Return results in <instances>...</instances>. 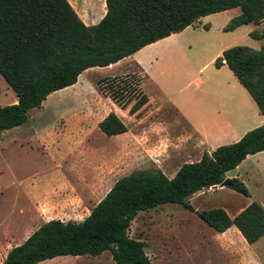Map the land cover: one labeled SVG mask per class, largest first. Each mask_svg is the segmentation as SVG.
Returning <instances> with one entry per match:
<instances>
[{
    "label": "trees",
    "instance_id": "obj_1",
    "mask_svg": "<svg viewBox=\"0 0 264 264\" xmlns=\"http://www.w3.org/2000/svg\"><path fill=\"white\" fill-rule=\"evenodd\" d=\"M237 7L240 14L224 31L264 21V0H88L87 23L71 0H0V75L18 98L16 103L0 105V138L6 130L25 124L30 110L41 107L50 94L76 84L86 70L114 64L196 25L204 16ZM250 36L263 39L264 32L252 31ZM224 64L264 114V46L229 47L215 60L217 68ZM142 82L140 73L130 72L105 76L98 87L139 119L152 108ZM99 128L108 136L128 131L114 111L99 122ZM262 151L264 124L236 142L205 151L196 162L184 163L172 178L161 169L134 170L120 177L83 220L45 222L14 246L1 264H37L59 256H99L106 251L116 264H153L146 242L130 235L137 215L165 204L195 211L189 201L193 194L220 185L228 172ZM231 181V188L250 196L243 181ZM198 215L217 232L236 225L249 244L264 236V207L257 201L235 218L221 207L198 211Z\"/></svg>",
    "mask_w": 264,
    "mask_h": 264
},
{
    "label": "crops",
    "instance_id": "obj_2",
    "mask_svg": "<svg viewBox=\"0 0 264 264\" xmlns=\"http://www.w3.org/2000/svg\"><path fill=\"white\" fill-rule=\"evenodd\" d=\"M231 10L219 13L228 14L225 20L226 24L224 23L218 27L223 32L221 40L213 45L208 44L209 47L213 48V53L205 65V67H211V69L205 75L189 72L191 62L183 61V51L179 48V44H176L175 36L179 33H174L147 45L133 55L125 57L114 64L101 67L104 68L103 70L120 68L115 74L108 76L134 72L132 67L137 68L143 76L142 88L150 97V102L153 104L152 109L142 118L134 121L131 119V115L112 101L113 105L110 107V112L114 111L125 122L128 131L112 136L117 139L118 146L117 154L110 162L100 161L98 165H90L89 170L78 172L74 181L69 180L66 173L62 171L63 165H61V162L63 160H59L54 155V166L48 165L39 169L38 165H31L28 170L25 169L22 172V175H15L11 178V181L8 180V184L4 182L0 184V190L14 187L25 199L24 205L22 204L19 209L21 224L15 226L18 231L13 234L9 232L0 234V264L5 261L8 252L14 246L22 244L45 222L52 219L81 221L85 217L75 219L68 216L82 214L84 209L88 211L87 215H89L91 209L103 199L115 182L120 177L129 174L122 173L120 175L118 172L122 167L124 154L127 153L128 158L129 151L132 154L134 150V142L129 141L128 136L132 133H139L138 131L134 132L137 128L142 129L147 126L153 129L160 125L166 129L168 134L171 132L182 133L183 140L188 142H191L193 140L191 138L195 137L192 141L193 151L194 153H201V156L197 160L190 159L184 162L187 163L200 160L205 151L211 152L220 145L240 140L248 131L264 124V114L259 111L252 96L239 82L228 65L224 64L220 68L215 66V60L223 54L225 49L237 45V41L243 35L250 36V33L255 29L254 26H257L253 23L239 26L235 30L229 31L233 34L232 38L224 31V27L241 11L230 13L233 12ZM210 16L212 15L204 17L209 18ZM261 24L264 26V21ZM209 25L212 24L209 23ZM191 27L189 26L185 30ZM212 29L213 26H210L207 32ZM255 41L257 45L254 48L261 49L264 46V43L261 42L262 39H255ZM90 69L79 76L76 84L69 87L72 88L79 84L81 77L90 72ZM202 71L200 69V72ZM183 81H185L184 85L181 83ZM79 100L81 101L82 97H79ZM16 102H18L17 96H15L12 103ZM162 103L169 105L173 114L167 126H165L166 122H163V118H160L159 121L154 120L156 115L159 117L160 114L158 113L163 111L164 106ZM118 110H121V114ZM108 114L109 112L97 122L98 129H100L99 122ZM72 115L73 113L70 114V116ZM83 122L87 123V120L84 121L83 119ZM65 129L64 125L60 130L52 127L44 128L43 133L40 135L41 141L45 144L44 146H49V149H51V144L56 136L62 137L66 132ZM62 138L66 139L64 136ZM82 140L79 139L78 141ZM125 140L126 142H124ZM262 153L264 151L249 155L247 158ZM246 160L237 168L228 172L226 178H237L244 182V174H242L240 168ZM55 164H60L59 168L61 169L55 170ZM181 166L171 171L170 178L176 175ZM162 171L167 175L164 169ZM107 186L108 190L102 196V190ZM217 188L223 189L224 187L218 185ZM227 188H231V186H227ZM229 190L231 195L236 194L234 192L236 190L233 188ZM199 194L201 193H195L189 198L191 204V198L198 197ZM242 195V198H236L235 201L227 200L207 208H202L204 203L197 207L192 204L195 208L193 212H196V218L198 219V211L221 207L228 212L231 218H235L253 201L259 202L264 207V200L255 198L251 191L250 196ZM183 226L184 230L188 226L193 228L192 220H187L183 223ZM206 226L209 228L207 234H201L199 238H194L191 234L192 239L197 243L196 245L201 246L199 251L195 249L189 251V255H187L182 252L180 246V257H182L183 264H264L263 253L257 252V244L264 247V236L253 244H249L236 225L231 226L224 232H217L208 224ZM207 247H211V252ZM184 256H186V259ZM188 256L192 260H196L189 263L187 261ZM214 257L216 258L214 259Z\"/></svg>",
    "mask_w": 264,
    "mask_h": 264
},
{
    "label": "rangeland",
    "instance_id": "obj_3",
    "mask_svg": "<svg viewBox=\"0 0 264 264\" xmlns=\"http://www.w3.org/2000/svg\"><path fill=\"white\" fill-rule=\"evenodd\" d=\"M71 2L80 17L86 22L88 0H71ZM231 11L233 12L230 13L240 12L241 9L237 7ZM227 15L216 13L209 18L202 17L196 25L175 36L176 44H179V48L184 54L183 61L191 62L189 65L191 74L202 73L205 75L209 73L211 67H205V65L212 56L213 48L208 44L213 45L221 40L223 32L218 27L226 22ZM210 26H213V29L207 32ZM254 27L253 31L264 32L262 24ZM226 33L230 36L233 35L229 31ZM237 42V45L251 47L257 45L255 39L247 35H243ZM261 42L264 43V39ZM132 68L134 72L140 73L137 68ZM103 69L99 66L91 68L90 72L81 77L79 84L50 94L41 107L30 110L29 119L25 124L3 133L0 139L2 142L0 144V184L3 182L8 184V180L11 181L15 175H22V172L25 169L28 170L31 165H38L39 169L48 165L54 166L55 156L59 160H63L61 162L62 171L71 181L76 179L75 175L78 172L89 170L90 165H98L100 161L110 162L113 159L117 154V139L107 136L97 128V122L110 112L113 100L99 89L98 82L105 76L115 74L120 68ZM200 69L203 71L200 72ZM181 83L184 85L185 81ZM15 96L14 91L0 75V105L11 104L15 100ZM79 97H82L81 101ZM162 105L164 106L163 111L158 113L159 117L156 115L154 120L159 121L160 118H163V122H166L165 126H167L173 114L169 105L165 103ZM118 111L121 114V110ZM72 113L73 115L70 116ZM83 119L87 120V123L83 122ZM131 119L138 120L133 117ZM63 125L66 127V132L64 135L58 133L66 139L57 135L51 144V149L49 146H44L45 144L40 139L43 129L52 127L60 130ZM144 130L145 132H143ZM135 131L139 133H132L128 136V140L134 142V150L132 154L129 151L128 158L127 153L124 154L122 167L118 172L120 175L134 170L164 169L170 177L171 171L181 166L185 161L197 160L201 156V153L193 151L192 141L195 137L191 138L193 139L191 142H188L183 140L182 133L171 132L168 134L166 129L160 125L153 129L147 126L142 129L137 128ZM79 139L83 140L78 141ZM61 165L55 164V170H60L59 166ZM240 170L244 174V182L253 196L264 200V153L247 158ZM229 189L231 188L212 187L197 192L201 194L191 198L192 204L197 207L204 203L202 208H207L227 200L235 201L236 198L243 197L237 191H234L236 194L231 195ZM107 190L108 186L103 188L101 195L103 196ZM24 203V196L14 187L0 190V234L7 232L13 234L18 231L15 226L21 224L19 209ZM87 214L88 211L84 209L82 214L68 217L82 219ZM187 220H192L193 228L188 226L184 230L183 223ZM206 225L207 223L201 218H196V212L190 211L180 204H165L140 212L132 222L130 235L146 242V252L153 264H183L182 257H180V246L182 252L187 255H189V251L195 249L199 251L201 246L196 245L191 234L194 238L201 237V234H207L209 228ZM257 245V252L264 255V247L261 244ZM207 248L211 252V247ZM184 257L186 259V256ZM194 260L196 259L192 260L190 256L187 258L189 263ZM37 264H116V262L112 253L106 251L99 256H59Z\"/></svg>",
    "mask_w": 264,
    "mask_h": 264
},
{
    "label": "water",
    "instance_id": "obj_4",
    "mask_svg": "<svg viewBox=\"0 0 264 264\" xmlns=\"http://www.w3.org/2000/svg\"><path fill=\"white\" fill-rule=\"evenodd\" d=\"M221 187H227V186H232V181L229 178H226L221 184ZM217 186H215L214 188H216ZM207 189V188H206ZM205 190V189H204ZM202 190H199L198 192H201Z\"/></svg>",
    "mask_w": 264,
    "mask_h": 264
}]
</instances>
